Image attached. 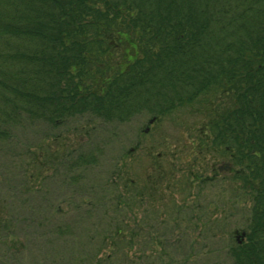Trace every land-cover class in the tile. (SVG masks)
I'll use <instances>...</instances> for the list:
<instances>
[{
    "label": "trees",
    "instance_id": "16d2710c",
    "mask_svg": "<svg viewBox=\"0 0 264 264\" xmlns=\"http://www.w3.org/2000/svg\"><path fill=\"white\" fill-rule=\"evenodd\" d=\"M185 109L200 117L196 129L163 155L191 164L185 183L158 155L142 183L131 179L117 191L116 220L100 206L107 182L97 197L77 202L73 217L44 194L32 203L37 194L28 191L21 204L0 205V264L155 257L139 254L140 241L152 237L146 224L172 227L175 219L176 229L178 215L194 206L166 195L168 180L172 188L228 185L248 207L243 225L227 231L232 264H264V0H0V147L77 116L126 123L147 115L154 124ZM62 160L74 182L96 156L85 150ZM133 203L150 204L151 220L147 210L131 213ZM97 211L113 222L99 234L101 223L85 232L82 222ZM123 213L131 214L118 222Z\"/></svg>",
    "mask_w": 264,
    "mask_h": 264
},
{
    "label": "rangeland",
    "instance_id": "374dc122",
    "mask_svg": "<svg viewBox=\"0 0 264 264\" xmlns=\"http://www.w3.org/2000/svg\"><path fill=\"white\" fill-rule=\"evenodd\" d=\"M199 118L192 110L185 109L154 124L149 123L150 118L147 115H138L126 123H107L99 118L83 115L66 121L59 128L36 126L16 143L11 142L0 147V205L11 202L19 205L20 198H25L24 193L31 191L34 195L37 194L32 203L41 199L38 195L44 194L50 206L60 201L68 215L72 214L73 217L77 214V202L92 198L91 192L97 197V190L103 189L107 182V193L103 191L104 197L101 200L105 206H100L115 217L111 210L116 204L117 191H124L123 185L131 179L142 183L147 175L144 171L157 160L158 155L164 168L174 169L176 181L186 182L184 177L189 173L191 164L184 163L183 156L163 155L175 148L174 140L179 138L181 141V137L186 136L188 130L195 131L194 127ZM181 144H178L179 147ZM85 150L94 153L96 163L82 177L77 174L73 178L74 182H70L66 179L69 169L67 171L66 165L60 163L63 162L62 156H71L72 152ZM202 167L204 165L198 169ZM116 172L118 176L112 179ZM110 180L114 183L120 182L119 187H109ZM172 184L173 180L162 184L165 194L172 195L176 203H187L190 206L192 202L194 206L184 207L186 209L178 215L180 226L176 229L173 228L175 219L170 221L172 227L159 226L153 229L146 224V235L149 231L151 238H156L157 242H152L149 236L144 237L140 241L143 243L141 245L144 252L139 254L144 257L145 254H156L146 261L145 258L140 260L138 264H232L227 252V243L230 242L227 231L243 225L248 209L244 201L232 196L233 192L228 185L220 183L201 189L185 184L172 188ZM169 186L171 188L166 190ZM19 195L21 196L15 199ZM46 204L48 202L44 203ZM164 205H167L166 202ZM132 209L136 213L147 210L149 221L154 213L150 204L140 207L133 203L130 206L131 213ZM164 209L161 207V212ZM131 213L121 214L117 218L118 222L124 219V215ZM164 219L166 216L159 217L161 225L167 223ZM110 222H113L111 216L97 211L81 225L88 232L97 223H101V229H97L99 234L109 227ZM100 237L101 235L98 240ZM133 249L130 252L135 251ZM86 256L92 255L83 254L81 258Z\"/></svg>",
    "mask_w": 264,
    "mask_h": 264
}]
</instances>
